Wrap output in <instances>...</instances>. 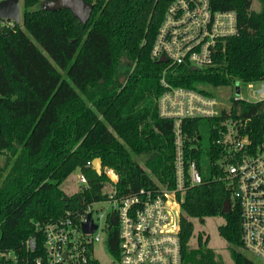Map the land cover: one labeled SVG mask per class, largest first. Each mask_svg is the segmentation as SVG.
Masks as SVG:
<instances>
[{
  "label": "trees",
  "instance_id": "16d2710c",
  "mask_svg": "<svg viewBox=\"0 0 264 264\" xmlns=\"http://www.w3.org/2000/svg\"><path fill=\"white\" fill-rule=\"evenodd\" d=\"M48 1L22 0V28L0 34V264H36L37 257L45 264L40 227L106 195L109 179L86 167L88 161L100 158L118 172L120 194L174 184L172 126L156 108L165 65L150 58L172 0H84L93 5L85 24L68 9L48 10ZM209 1L213 10L236 13L237 33L213 66L181 67L168 74L170 83L215 89L264 81V3L256 12L250 0ZM224 116L183 122L186 146L196 145L189 154L202 184L188 188L181 203L182 264H223L206 246L208 238L199 236L197 247H189L192 220L215 216L224 218L218 234L230 247L232 264H257L240 251L239 207L221 212L230 187L212 177L223 153L216 139ZM232 116L249 120V139H263V103L234 101ZM76 169L89 187L67 194L62 184ZM30 237L33 252L24 245ZM104 247L115 260V215L105 221Z\"/></svg>",
  "mask_w": 264,
  "mask_h": 264
},
{
  "label": "built area",
  "instance_id": "2783aa9c",
  "mask_svg": "<svg viewBox=\"0 0 264 264\" xmlns=\"http://www.w3.org/2000/svg\"><path fill=\"white\" fill-rule=\"evenodd\" d=\"M4 0H0L2 2ZM261 7L264 0H250ZM20 8V7H19ZM254 11V10H253ZM259 11V10H258ZM22 28L19 21L0 19V34ZM237 33L234 11L213 10L209 0H172L166 7L157 28L150 58L161 63L156 98L157 114L172 126L173 176L172 188L157 185L140 188L129 194L117 190L118 172L112 167H101V173L110 181L103 198L88 203L82 211H66L65 216L40 227L44 235L45 264H95L96 245H104L105 221L115 215L118 224V256L116 264H182L179 238L181 203L185 191L202 184L195 158L189 154L196 145L186 146L183 122L187 119L214 118L221 120L216 144L223 150L214 162L213 180L223 179L231 189L230 207L237 205L241 217V248L264 263V137L255 143L245 129L248 119L232 116L233 102L263 103L264 81L236 83L224 101L207 87L198 89L175 86L168 74L181 67L201 70L215 64V55L223 50L224 42ZM164 58L165 62H158ZM247 96L241 94L242 87ZM238 86V94H234ZM239 114V111L236 112ZM86 167H92L88 161ZM82 184L89 187L84 173L74 171ZM94 206H100L94 209ZM102 213H99V212ZM88 218L96 225L92 233L83 226ZM26 250L36 248L34 237L28 238ZM36 264H41L37 257ZM101 264V263H100Z\"/></svg>",
  "mask_w": 264,
  "mask_h": 264
},
{
  "label": "rangeland",
  "instance_id": "374dc122",
  "mask_svg": "<svg viewBox=\"0 0 264 264\" xmlns=\"http://www.w3.org/2000/svg\"><path fill=\"white\" fill-rule=\"evenodd\" d=\"M19 12L20 15H22V0H19ZM252 8L254 11H258L260 9V6L257 2L252 3ZM120 75V81L123 83L125 81V76ZM254 87L258 85V82L253 83ZM207 87V86H206ZM242 87L241 94L243 96H247V93L244 91V87ZM210 88V87H207ZM211 89V88H210ZM214 94L217 95L220 101H224L227 97V95L230 93V88H215L211 89ZM234 94L235 90L233 91ZM93 161V160H92ZM1 162V161H0ZM92 168V167H91ZM82 184H80L75 177V173L73 172L67 180L62 184V190L67 194H73L76 191L79 190V187L81 188ZM100 206H94V209H99ZM99 213H102L101 211ZM194 225V231L193 235L189 241V247L195 248L198 245V237H201V241L204 242L207 240L206 246L208 248H211L214 250L216 254L219 255L221 261L223 264H232V258L230 255L229 245L228 243L222 239L218 234V227L224 224V218L222 216H215V217H208L205 218L202 222L199 220H192ZM240 251L243 252V254L253 260L257 264H264L261 261H259L257 258L251 256L249 253L242 250L240 247ZM95 258L99 261L101 264H116L115 260L107 253L105 247L103 244L96 245L95 248Z\"/></svg>",
  "mask_w": 264,
  "mask_h": 264
},
{
  "label": "water",
  "instance_id": "95a60500",
  "mask_svg": "<svg viewBox=\"0 0 264 264\" xmlns=\"http://www.w3.org/2000/svg\"><path fill=\"white\" fill-rule=\"evenodd\" d=\"M46 8L50 11L59 9H68L72 15L77 18L81 24H85L89 19L93 5L85 2L84 0H50L46 3ZM0 19L13 20L15 23L19 21V0H4L0 2ZM164 58H161L158 62H165ZM191 71H197V68L191 67ZM235 93L238 94V86L235 87ZM102 162L100 158H95L92 161V169L96 174H101ZM223 214L230 212V203L226 198L223 202L222 210ZM202 222V221H200ZM96 230V225L88 218V222L83 226L85 233H92Z\"/></svg>",
  "mask_w": 264,
  "mask_h": 264
}]
</instances>
